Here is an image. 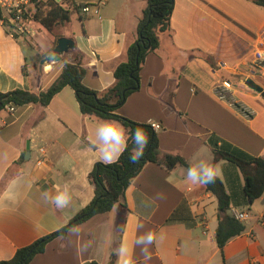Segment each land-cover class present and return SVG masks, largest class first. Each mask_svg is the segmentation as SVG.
<instances>
[{
	"label": "crops",
	"instance_id": "1",
	"mask_svg": "<svg viewBox=\"0 0 264 264\" xmlns=\"http://www.w3.org/2000/svg\"><path fill=\"white\" fill-rule=\"evenodd\" d=\"M74 2L95 6L98 14H74L56 35L72 38L75 47L42 68L58 38L37 23H27V34L11 37L9 25L0 20V93L45 91L66 63L76 61L86 70L87 88L103 91L114 85L115 69L127 60L147 2ZM263 33L264 0H174L171 30L146 56L139 90L115 113L158 124L161 153L179 155L188 165L200 162L196 151L209 146L211 136L264 159V96L247 84L251 80L264 91V75L251 64ZM223 83L230 85L236 106L215 94ZM242 109L253 117L246 118ZM104 121L116 120L83 114L70 86L46 106L0 111V261L60 230L92 201L89 173L104 163L97 147L103 143L99 126ZM40 149L45 158L38 166ZM215 165L231 197L228 211L219 209L205 186L186 182V167L167 171L147 163L125 191V206L117 204L54 238L29 264H123L128 259L132 264H264V193L249 205L238 168L228 161ZM65 186L71 203L57 208L51 201ZM233 210L247 215L246 230L221 252L216 230ZM150 230L157 238L146 259L136 241Z\"/></svg>",
	"mask_w": 264,
	"mask_h": 264
},
{
	"label": "trees",
	"instance_id": "2",
	"mask_svg": "<svg viewBox=\"0 0 264 264\" xmlns=\"http://www.w3.org/2000/svg\"><path fill=\"white\" fill-rule=\"evenodd\" d=\"M145 1L147 7L138 22L137 39L127 49V60L115 69L114 85L103 91L87 88L83 84L86 70L81 61H76L66 63L59 77L45 91L36 94L17 89L0 93V111H2L7 105L40 104L46 106L65 86H70L75 91L83 114L116 120L125 127L127 136V148L116 162L97 163L89 173V180L94 186L92 201L60 230L18 249L11 259L0 261V264H29L37 254L44 252L47 243L54 238L65 236L71 228L95 215L111 211L117 204L125 206L123 203L125 191L147 163L157 164L167 171L179 166L188 169L189 165L183 157L161 153L157 133L151 124L133 122L115 113L132 93L139 90L140 70L146 56L159 47L161 35L171 30L174 0ZM33 2L35 8L23 14L25 22L40 24L52 34L53 30H60L61 27L69 23L74 14H80L85 5L77 4L74 0H33ZM0 20L8 26L9 20L1 11ZM55 37L58 38L59 35L55 34ZM137 128L144 131L148 143L143 156L134 163L131 155L136 145L132 136ZM208 145L214 155V164L228 161L241 172L245 181L244 192L249 205L263 195L264 159L251 156L216 136H211L208 139ZM205 188L216 197L221 211L230 209L231 197L219 177ZM245 230L246 225L233 216L221 217L215 235L219 250L222 252L229 241L243 234Z\"/></svg>",
	"mask_w": 264,
	"mask_h": 264
},
{
	"label": "clouds",
	"instance_id": "3",
	"mask_svg": "<svg viewBox=\"0 0 264 264\" xmlns=\"http://www.w3.org/2000/svg\"><path fill=\"white\" fill-rule=\"evenodd\" d=\"M103 143H98V151L101 153V160L105 164L114 163L119 159V156L127 148V137L125 135L124 127L116 121H104L99 126ZM132 139L136 147L132 150V161L138 162L144 154V149L147 146L148 138L144 131L137 128L133 133ZM202 155V159L197 164L189 163L186 174V182L192 185L207 186L214 183L219 175V168L213 163L214 155L212 150L207 145H201L196 151ZM158 197L162 198L161 194ZM52 204L57 208L67 207L71 203V194L67 186L63 191L57 190V194L53 197ZM156 233L148 231L146 234L140 236L136 243L141 245V251L145 254V258H148V249L156 241ZM121 253L126 252L124 245L120 248ZM123 264H132L131 260H125Z\"/></svg>",
	"mask_w": 264,
	"mask_h": 264
},
{
	"label": "built area",
	"instance_id": "4",
	"mask_svg": "<svg viewBox=\"0 0 264 264\" xmlns=\"http://www.w3.org/2000/svg\"><path fill=\"white\" fill-rule=\"evenodd\" d=\"M32 6H34L33 0H0V11L3 12V14L9 20L8 25L11 29L9 31V34L11 37H14L15 34L24 35L29 32L28 24L25 22L23 14L24 12L32 9ZM82 13L87 15H97L98 9L90 4H85L82 8ZM251 64L256 70L261 71L264 75V33L254 47ZM215 94L217 95L219 100L236 106L233 100H231L232 98L230 96V85L228 83H223L222 85L218 86L215 89ZM5 109L13 112L15 110V106L7 105ZM242 110L246 118L251 119L253 117L254 113L252 111L246 109ZM151 126L155 131H158L160 129V126L158 124H151ZM44 158V150L40 149V156L37 160L38 166L44 163ZM232 216L239 221H244L247 218V215L245 213L236 212L235 210L232 211Z\"/></svg>",
	"mask_w": 264,
	"mask_h": 264
},
{
	"label": "water",
	"instance_id": "5",
	"mask_svg": "<svg viewBox=\"0 0 264 264\" xmlns=\"http://www.w3.org/2000/svg\"><path fill=\"white\" fill-rule=\"evenodd\" d=\"M75 47V42L72 38L67 37H60L57 39L56 45L53 48V50L47 54L40 62V68H42L44 65L51 61H60L61 56L64 53H67L69 50L73 49ZM247 84L254 89L255 91L259 92L264 96L263 88L259 85L255 84L253 81L248 80Z\"/></svg>",
	"mask_w": 264,
	"mask_h": 264
},
{
	"label": "rangeland",
	"instance_id": "6",
	"mask_svg": "<svg viewBox=\"0 0 264 264\" xmlns=\"http://www.w3.org/2000/svg\"><path fill=\"white\" fill-rule=\"evenodd\" d=\"M53 31H54L53 34L55 35L56 33H58L59 30H53ZM49 36H51V35H49Z\"/></svg>",
	"mask_w": 264,
	"mask_h": 264
}]
</instances>
